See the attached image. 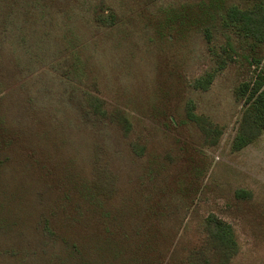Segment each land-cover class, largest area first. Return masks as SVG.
I'll return each mask as SVG.
<instances>
[{
  "label": "trees",
  "instance_id": "trees-1",
  "mask_svg": "<svg viewBox=\"0 0 264 264\" xmlns=\"http://www.w3.org/2000/svg\"><path fill=\"white\" fill-rule=\"evenodd\" d=\"M128 1L0 0V68H14L27 75L46 65L58 81L46 75L47 68L41 66V72L25 86L32 103L43 99L48 90L41 86L40 79L49 77L52 85L63 88L64 101L72 98L76 102L74 118L92 125L117 127L127 136L132 131L127 112L107 104L90 90L96 86L92 77L95 62L89 50L95 41L93 36L104 31L116 32L125 26L127 30L141 28L142 32L151 31L150 40L159 49L175 53L203 36L215 60L212 69L190 82L181 74L180 62L171 68V74L178 78L181 87L191 83L194 88L206 89L229 63L239 62L247 71L256 67L255 82L241 83L235 91L244 104L233 146L241 149L259 137L264 130V0H176L160 6L155 19L149 17V7L155 0H140L143 14L134 9L135 2ZM221 39L223 42L218 45L216 41ZM4 53H15V62L9 67L4 65ZM2 83L0 80V87ZM184 90L180 89L176 103L153 106L151 111L165 130L175 136L179 162L186 171L175 183H159L151 193L160 195L158 202H164V211L151 204L152 195H145L138 208L141 215L145 211L150 217L147 229L144 220L125 215L118 200L119 175L109 166L113 159L104 152L93 155L92 176L74 178L77 167L71 168L67 174L69 186L61 189L62 181L56 182L50 169L43 168L39 175H33L37 162L34 152H17V146L7 152L0 150V169L8 172L6 182L0 174V264H171V258L175 260L170 230L173 218L165 206L166 195L176 196L183 206L194 205L203 189L200 176L206 170L195 145L198 140L212 143L213 133L219 131L196 112L191 98L183 101ZM56 110L61 109L57 106ZM25 116L18 108L10 112L4 109L0 123L8 120L12 131L30 145L46 142L51 148H59L60 139L48 132L42 115L23 123L21 118ZM193 126L200 133L195 134ZM130 144L134 154L144 155L141 143ZM2 145L8 146V141L4 140ZM72 179L80 200L74 201L75 211L70 214L66 211L73 201ZM110 199H115V203L109 205ZM4 202L9 203L7 208ZM60 204L62 214L58 213ZM88 204L94 207L95 218H90ZM204 231L201 246L187 256L188 264H211L213 260L217 261L214 264H229L238 253L232 225L210 214L204 220Z\"/></svg>",
  "mask_w": 264,
  "mask_h": 264
},
{
  "label": "rangeland",
  "instance_id": "rangeland-1",
  "mask_svg": "<svg viewBox=\"0 0 264 264\" xmlns=\"http://www.w3.org/2000/svg\"><path fill=\"white\" fill-rule=\"evenodd\" d=\"M174 1L155 0V4L149 7V17L155 19L160 6ZM128 2H135L132 5L134 9L144 13L140 0ZM127 29L125 26L116 32L95 34V41L89 49L95 62L92 77L96 79V86L90 90L106 100L107 104L117 105L127 112L132 123V131L127 136L117 127L92 125L74 118L76 102L72 98L64 101L61 98L63 88L52 85L49 77L40 79L41 86L48 90L43 94V99L39 103H32L25 86L41 72L39 68L44 66L42 68H47L44 73L55 77V72L46 65L38 66L27 75L14 68H0V80L3 82L0 87L3 90L0 93V114L4 109L10 112L18 108L26 115L21 118L23 123L31 122L30 117L36 118L40 114L48 132L61 142L59 148L57 145L51 148L46 142L30 145L22 135L12 131L8 120L3 119L0 123V150L7 152L10 147L17 146V152H34L37 162L33 175H39L43 168L50 169L56 182L62 181L61 189L69 186L67 174L71 168L77 167L74 168L77 174L74 178L92 176L95 167L93 155L100 156L104 152L113 159L109 166L119 175L116 180L118 200L122 202L124 212L130 216L125 215L144 220L147 229L150 217L145 211L141 215L138 208L143 204L145 195H152L154 201L151 204L164 211V202H158L160 195L151 193L159 187V183H175L186 171L179 162V146L175 136L165 130L151 111L153 106L176 103L180 89H185L181 95L183 101L191 98L196 112L204 115L219 131L213 133L212 143L198 140L195 145L206 163V170L200 176L203 189L194 205L183 206L176 196L166 195L165 206L173 218L170 230L175 260L172 257L171 264H188L186 259L190 251L201 246L206 236L204 220L210 214L230 223L235 231L238 253L229 264H264V130L241 149L233 146L244 104V99H239L235 91L241 83L249 82L252 85L255 82L256 67L247 71L239 62H232L213 78L206 89L194 88L191 83L181 87L178 78L171 74L175 64H183L181 74L190 82L212 69L215 60L206 39L198 36L182 52L175 53L167 48L159 49L150 40L151 31L142 32L141 28L135 27ZM222 42V39L216 41L218 45ZM15 53H4L5 66L9 67L15 62ZM55 80L58 81V78L55 77ZM57 106L61 110L57 111ZM193 127L195 134L200 133ZM4 140L8 141V146L2 145ZM64 141L66 145H62ZM131 142L144 146L143 156L134 154ZM0 174L6 182L8 172L0 169ZM74 185L75 179H72L73 201L69 202L70 207L66 211L70 214L75 211L74 201L80 200ZM115 201L110 199L108 204L112 205ZM8 205L4 202L5 208ZM144 205H148V202H144ZM62 211L63 205L60 204L58 213L62 214ZM88 213L90 218L96 217L91 205ZM93 228H97V225ZM176 255L179 256L178 260ZM215 262L213 260L211 264Z\"/></svg>",
  "mask_w": 264,
  "mask_h": 264
}]
</instances>
